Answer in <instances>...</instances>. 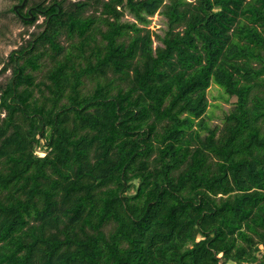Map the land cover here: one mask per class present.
I'll return each mask as SVG.
<instances>
[{
    "label": "trees",
    "instance_id": "trees-1",
    "mask_svg": "<svg viewBox=\"0 0 264 264\" xmlns=\"http://www.w3.org/2000/svg\"><path fill=\"white\" fill-rule=\"evenodd\" d=\"M29 7L7 11L44 21L0 84V264H264V0ZM211 85L234 99L217 148ZM242 169L259 192L224 201Z\"/></svg>",
    "mask_w": 264,
    "mask_h": 264
},
{
    "label": "rangeland",
    "instance_id": "rangeland-1",
    "mask_svg": "<svg viewBox=\"0 0 264 264\" xmlns=\"http://www.w3.org/2000/svg\"><path fill=\"white\" fill-rule=\"evenodd\" d=\"M37 1V0H35ZM77 1V0H70ZM193 1V0H188ZM16 4L14 0H0V84H4L6 80L10 77L11 71L6 70L3 72V68L6 66L8 55L18 49L20 46L24 45L25 41L29 38V34L37 33L42 28L44 18L38 16L36 21L30 26H24L16 19L14 16L7 12ZM31 5V0H28V7ZM130 20V18H128ZM33 20V19H32ZM165 28L164 20L159 16L155 15L150 18V24L148 29L154 33H161V30ZM48 65L47 59L43 61V67L40 71L34 73L36 75L37 81L40 80L42 74ZM92 87V84H86L84 91L86 92ZM224 92L221 88L211 85L207 91V98L209 102V108L207 110V115L212 116L211 125L218 126V132L213 141V145L217 148L219 143L226 139L231 130L235 127L234 122H227L226 124H221V119L225 113H227L231 107L230 103L234 102V99L230 100V103H225L224 99L226 97L223 95ZM3 117V115H1ZM199 147L205 151L210 150V146L207 145L204 139H200ZM39 155H42V151L38 150ZM211 157L215 161H220V156H216L211 153ZM230 193L223 195L222 199L225 201H232V197L235 194H240V190H246V194L254 196L259 192L260 181L257 179H250L246 176L245 169H242L235 176L227 177ZM254 201L248 202L249 205H252Z\"/></svg>",
    "mask_w": 264,
    "mask_h": 264
},
{
    "label": "flooded vegetation",
    "instance_id": "flooded-vegetation-1",
    "mask_svg": "<svg viewBox=\"0 0 264 264\" xmlns=\"http://www.w3.org/2000/svg\"><path fill=\"white\" fill-rule=\"evenodd\" d=\"M14 1H16V4L14 6H18V5H20L22 3V0H14ZM30 9L31 8L28 7V6H26V4H25V6L22 9L21 8H17V10L15 11V13L17 14V16L19 18L27 19L28 20L31 17L33 19L34 17L32 16ZM19 12H21V14ZM25 14H28V16L27 17L24 16Z\"/></svg>",
    "mask_w": 264,
    "mask_h": 264
},
{
    "label": "water",
    "instance_id": "water-1",
    "mask_svg": "<svg viewBox=\"0 0 264 264\" xmlns=\"http://www.w3.org/2000/svg\"><path fill=\"white\" fill-rule=\"evenodd\" d=\"M26 2H27V0H22V3L20 4V5H18V6H14L13 7V12H15L16 10H17V8H23L24 6H25V4H26ZM28 20H32V18L30 17Z\"/></svg>",
    "mask_w": 264,
    "mask_h": 264
}]
</instances>
